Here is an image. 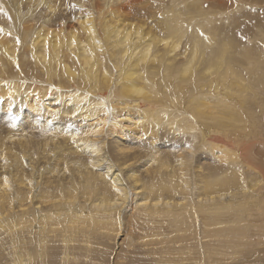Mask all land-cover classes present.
Listing matches in <instances>:
<instances>
[{
	"label": "bare ground",
	"instance_id": "obj_1",
	"mask_svg": "<svg viewBox=\"0 0 264 264\" xmlns=\"http://www.w3.org/2000/svg\"><path fill=\"white\" fill-rule=\"evenodd\" d=\"M15 1L38 25L0 3V264H264V0H184L157 34L156 0H101L103 26Z\"/></svg>",
	"mask_w": 264,
	"mask_h": 264
},
{
	"label": "rangeland",
	"instance_id": "obj_2",
	"mask_svg": "<svg viewBox=\"0 0 264 264\" xmlns=\"http://www.w3.org/2000/svg\"><path fill=\"white\" fill-rule=\"evenodd\" d=\"M21 1V0H20ZM88 3H89V1L90 0H86ZM144 2H145V0H143ZM184 0H156V3L158 4V6L156 7V9H155V13H156V16L155 17H153V18H150V19H146L145 18V20H147V21H145V23H144V20H140V23L142 24H140V23H138L137 21H136V23H137V25L138 26H141L146 32H150V30L148 31V29H147V26H145V24H150L151 26H152V31H153V33H155V34H157V33H159L160 32V28H156V27H153V25H152V22L154 21V20H157V19H166L168 16H169V14L171 13V16L170 17H172L173 16V8H176L177 7V9L178 8H183V5H182V2H183ZM5 2H11V3H14L15 4V10L13 9L12 11V15H11V17H10V19H9V26L12 28V30H16V29H19L20 31H22V32H25L27 29H29V28H31V27H34V28H37V17L33 14V12L31 11V10H27V11H19V12H17L16 10H17V4H16V1L15 0H0V3L1 4H3V3H5ZM236 2H232L231 3V8L234 6V4H235ZM90 4H92V2L90 3ZM93 4H94V6H95V17H98V19L100 20V24L103 26V25H105V24H109V23H107V20L110 18V11H109V9H106V8H103V7H100V5L101 4H103V2L101 1V0H94L93 1ZM155 4V3H154ZM144 5H145V3H144ZM203 5L204 6H207L208 5V2H203ZM246 9V7H244V10ZM72 10H75V12H77V13H79L80 12V10H76V9H71L68 13H67V18H70L71 16H72ZM258 11H260V10H257L256 11V16L258 15L259 17H260V12H258ZM240 12L238 11V12H235V14H239ZM262 13V12H261ZM234 14V13H233ZM233 14H230L229 13V10L227 9V10H225V11H223V12H221V13H218V14H216V16H217V18L218 19H220L221 20V23H218V24H220L221 26H223V27H227V22H228V20H226L227 18H229L231 15H233ZM201 16H203V15H201ZM195 18V17H194ZM195 20H198V19H196L195 18ZM225 20V21H224ZM169 21V20H168ZM190 21H191V19H190ZM224 21V22H223ZM191 24V23H190ZM189 24V25H190ZM113 25V24H112ZM111 25V26H112ZM145 27H144V26ZM202 25V24H201ZM191 26V25H190ZM200 26V25H199ZM147 30H146V29ZM103 32H105V31H103ZM151 33V32H150ZM105 34L106 35H108L106 32H105ZM152 34V33H151ZM201 35L202 36H200L201 38L203 37V34H202V31H201ZM204 38V37H203ZM110 41V40H109ZM110 44H108V46H109ZM60 76V73L58 72V77ZM14 79H16V78H11V79H9V80H14ZM124 80V78L123 77H121L120 79H119V81H123ZM50 83H55V84H58L57 83V79H56V77H53V81H49V80H46V78L44 77V76H42V77H39L38 78V80L36 81V84H37V86L38 87H40L41 89L45 86V87H49L48 86V84H50ZM64 85L66 86V88H69V87H71L72 86V82L71 81H68V80H66L65 82H64ZM62 88H64L63 87V85H62ZM114 91H115V88H114V86H113V88L112 89H108L106 92H110L111 94L113 93L114 94ZM94 99H96V100H99V101H104V98L105 97H98V96H92ZM256 244L257 245H259V242H256Z\"/></svg>",
	"mask_w": 264,
	"mask_h": 264
}]
</instances>
